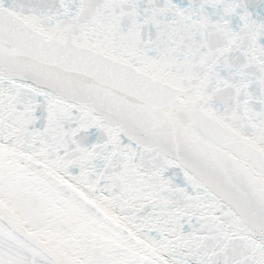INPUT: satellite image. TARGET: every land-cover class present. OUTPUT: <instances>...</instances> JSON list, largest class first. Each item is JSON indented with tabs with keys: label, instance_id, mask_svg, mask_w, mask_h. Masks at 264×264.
<instances>
[{
	"label": "snow or ice",
	"instance_id": "snow-or-ice-1",
	"mask_svg": "<svg viewBox=\"0 0 264 264\" xmlns=\"http://www.w3.org/2000/svg\"><path fill=\"white\" fill-rule=\"evenodd\" d=\"M0 264H264V0H0Z\"/></svg>",
	"mask_w": 264,
	"mask_h": 264
}]
</instances>
